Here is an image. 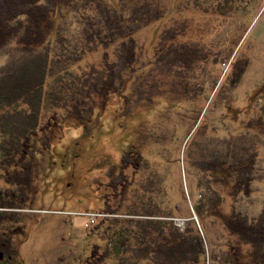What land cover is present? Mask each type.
Segmentation results:
<instances>
[{"label":"trees","instance_id":"16d2710c","mask_svg":"<svg viewBox=\"0 0 264 264\" xmlns=\"http://www.w3.org/2000/svg\"><path fill=\"white\" fill-rule=\"evenodd\" d=\"M208 2L210 9L204 11L202 4ZM246 2L194 0L185 8L227 19L243 15ZM165 18V10L152 0H118L117 6L106 0H0V264H20L15 239L23 232L22 209L31 202L36 155L53 150L72 119L84 123L95 117L96 107H88L93 93L104 97L100 112L108 111L124 86L117 87V74L136 84L153 64L170 74L169 84L181 100L201 99L212 87L209 104L217 114L203 116L185 145V172L196 185L192 212L183 228L176 225L175 210L187 197L181 183L175 196L168 188L169 149L149 131L151 153L145 155L137 139L113 168L106 185L113 195H101L104 208L96 212L113 217L88 229L101 243L91 245L84 264H264V206L257 216L242 209L254 192L264 116L256 117V99L238 106L232 92L241 75L231 78L225 72L236 62L239 43L226 44V38L218 52L217 42L188 37L186 17L174 16L159 34L153 60L136 67L142 52L135 32ZM98 51L99 64H82ZM205 62L213 69L208 85L199 70ZM216 225L229 237L218 261L207 259L203 237Z\"/></svg>","mask_w":264,"mask_h":264},{"label":"rangeland","instance_id":"374dc122","mask_svg":"<svg viewBox=\"0 0 264 264\" xmlns=\"http://www.w3.org/2000/svg\"><path fill=\"white\" fill-rule=\"evenodd\" d=\"M106 1L112 6L118 4V0ZM152 1L165 10L166 18L163 21L155 20L135 32L134 37L142 52L136 67H142L153 60L159 34L168 28V24H172L174 16L181 18L183 15L190 26L186 34L194 41L205 44L217 42L215 48L218 52L226 38H228L226 44L239 43L233 53L236 62L226 66L225 71L231 78L241 75L240 83L232 94L239 107H244L250 100L256 99L254 101L256 117H259V113L263 117L264 0H246L248 2L245 3V13L227 19L222 16L213 18L208 12L186 9L185 7L189 3L192 5L194 0ZM209 5V2L202 4L204 11L210 9ZM177 7L178 12L180 10L183 12L182 15L177 14ZM197 8L200 9L199 6H196ZM100 58L101 51H98L87 55L82 64H99ZM3 64L4 59L0 58V66ZM118 65L115 63V69ZM154 67L157 68L154 64L149 67L136 84L128 80L127 75L119 77L117 74V87L120 84L124 86L112 101L111 108L106 112H100L99 104L104 97L93 93L88 107H96L93 109L95 117L84 123L72 119L65 124L63 136L54 142L53 150L36 155L34 165L37 174L32 198L27 209H22L25 214L23 215L25 220L22 222L23 232L15 239L20 264H84L91 245L101 243L98 234L95 239L88 235V229L101 218L113 217L99 213L100 217L96 216L94 224L87 227L86 223L91 217L87 215L97 214V211L104 208L101 195L107 194L108 197L113 195L110 187H107V191L106 185L114 171L113 168L118 166L120 158L129 150L132 142L139 139L140 143L142 142L143 153L145 155L151 153L149 150L151 144L147 138L149 131L154 132L152 138L159 142V146L169 149L168 155L172 164L168 167V188L172 189L175 196L179 184L183 185L187 200L177 206L174 218L176 225L183 228L189 213L192 212L191 196L196 191L195 180L188 177L185 172V145L200 119L203 116L213 118L218 110L209 104L213 96L210 94L212 90L210 85L208 92L201 99L193 100L194 102L188 99L181 100L178 89L169 84L170 74L165 76ZM164 69L168 70L167 67ZM199 70L205 73L202 81L204 83V80H207L208 85V81L214 79L209 75V72H213L211 65L205 62L203 68ZM175 73L177 72H174V75ZM218 82L216 88L220 85V81ZM93 83L91 81V84ZM175 103L180 105L178 110L172 106ZM216 107L221 108V105L218 104ZM172 135L177 141L172 140ZM258 155L253 196L250 202L245 201L242 207L243 211H248L252 216H257L264 206V137L260 141ZM128 174L132 176L134 171L128 170ZM140 174L137 181L141 179ZM116 180L120 182V179ZM136 196L140 198L139 195ZM117 208L115 203L114 209ZM216 226L212 232L203 233V237L209 254L207 259L211 260L213 257L218 261L222 258V250L229 237L228 233L216 231L221 228Z\"/></svg>","mask_w":264,"mask_h":264},{"label":"built area","instance_id":"2783aa9c","mask_svg":"<svg viewBox=\"0 0 264 264\" xmlns=\"http://www.w3.org/2000/svg\"><path fill=\"white\" fill-rule=\"evenodd\" d=\"M101 214L97 213V214H88L87 216H91L88 218V221L86 223V226L89 227L90 225L94 224V221H95V217L96 216H99L100 217ZM89 223V224H88Z\"/></svg>","mask_w":264,"mask_h":264},{"label":"bare ground","instance_id":"6f19581e","mask_svg":"<svg viewBox=\"0 0 264 264\" xmlns=\"http://www.w3.org/2000/svg\"><path fill=\"white\" fill-rule=\"evenodd\" d=\"M195 220H197L196 216H195Z\"/></svg>","mask_w":264,"mask_h":264},{"label":"water","instance_id":"95a60500","mask_svg":"<svg viewBox=\"0 0 264 264\" xmlns=\"http://www.w3.org/2000/svg\"><path fill=\"white\" fill-rule=\"evenodd\" d=\"M193 219H195V216L193 217Z\"/></svg>","mask_w":264,"mask_h":264}]
</instances>
